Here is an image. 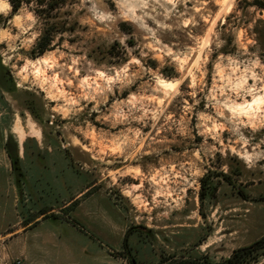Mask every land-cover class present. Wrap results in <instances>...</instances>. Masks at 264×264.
Wrapping results in <instances>:
<instances>
[{
	"label": "rangeland",
	"instance_id": "obj_1",
	"mask_svg": "<svg viewBox=\"0 0 264 264\" xmlns=\"http://www.w3.org/2000/svg\"><path fill=\"white\" fill-rule=\"evenodd\" d=\"M1 1V233L37 216L43 200L56 209L49 223L75 233L76 264H130L129 227L143 232L130 237L142 264L197 251L219 262L264 236V10L255 0H70L53 19L73 29L40 56L45 20L34 5L12 13ZM162 79L179 85L164 89ZM258 95L250 112L245 102ZM10 137L31 183L22 192ZM203 184L211 195L202 202ZM11 236L0 264H26L6 252Z\"/></svg>",
	"mask_w": 264,
	"mask_h": 264
},
{
	"label": "trees",
	"instance_id": "obj_2",
	"mask_svg": "<svg viewBox=\"0 0 264 264\" xmlns=\"http://www.w3.org/2000/svg\"><path fill=\"white\" fill-rule=\"evenodd\" d=\"M11 6L12 13L19 12L25 6L34 5V13L41 16L45 20L43 34L37 39L34 51V56H40L50 49L55 39V33L65 32L73 29V26L68 21H55V12L60 8L66 7L70 0H7ZM260 10H264V0H255L251 4ZM36 54V55H35ZM6 151L11 160L12 166L17 174H21L20 157L18 147L12 137L6 141ZM204 183V179H203ZM201 201L203 202L206 196L211 195V192L206 189V185H202ZM139 227H129L126 230L123 246L130 264H142L137 256L133 253L130 246V237L135 232L143 233L138 230ZM264 257V236L254 241L248 246L238 248L233 253L216 262L208 254L202 252H190L188 255L172 253L169 255H160L157 264H254L260 258Z\"/></svg>",
	"mask_w": 264,
	"mask_h": 264
},
{
	"label": "crops",
	"instance_id": "obj_3",
	"mask_svg": "<svg viewBox=\"0 0 264 264\" xmlns=\"http://www.w3.org/2000/svg\"><path fill=\"white\" fill-rule=\"evenodd\" d=\"M20 172V176L16 177L15 191L22 192L23 184L28 185L31 183L25 173L23 171ZM81 192L80 190L79 194ZM39 204L37 216L30 217L26 215L22 221L18 220L17 226L14 227L12 231L6 234L0 232V246L3 245L1 243L4 242V239L9 238L8 236L12 234L11 241L6 244V252L10 253L15 258L22 255L25 256L27 258L26 264H76L72 260L74 259L73 255L77 248L75 245V233L72 232L64 235L59 229L54 228L51 223H49L48 219L52 214L49 212H54V210H56L53 209L55 206L43 200ZM89 205L91 208L88 210L91 209L93 212L94 203ZM89 213L90 212L87 214ZM82 218L84 219L85 217ZM86 221L90 223L91 220ZM108 221H110V219H108ZM111 222L114 225V220L111 219ZM89 243L90 241L86 239L83 241L82 245L87 247ZM95 251L99 253L100 249L96 247ZM103 263L105 264V262ZM107 263L109 264V262ZM96 264H100L99 260H96Z\"/></svg>",
	"mask_w": 264,
	"mask_h": 264
},
{
	"label": "bare ground",
	"instance_id": "obj_4",
	"mask_svg": "<svg viewBox=\"0 0 264 264\" xmlns=\"http://www.w3.org/2000/svg\"><path fill=\"white\" fill-rule=\"evenodd\" d=\"M1 3H3L7 8L10 6L9 2H7L6 0H2ZM159 83H160L161 87H163L164 89L175 88L179 85V81H172V80H165V79L160 80ZM262 102H263V96L258 95L256 98L253 99V101L246 100L245 104L247 107H249V110L251 112L253 110H256V108H258L257 110H260ZM239 109L242 111L244 109V107H242L240 105Z\"/></svg>",
	"mask_w": 264,
	"mask_h": 264
},
{
	"label": "built area",
	"instance_id": "obj_5",
	"mask_svg": "<svg viewBox=\"0 0 264 264\" xmlns=\"http://www.w3.org/2000/svg\"><path fill=\"white\" fill-rule=\"evenodd\" d=\"M5 264H22V261L21 260H15L13 262L5 263Z\"/></svg>",
	"mask_w": 264,
	"mask_h": 264
}]
</instances>
